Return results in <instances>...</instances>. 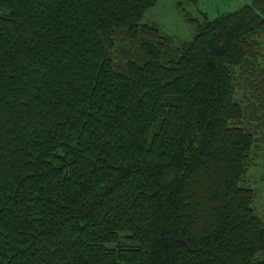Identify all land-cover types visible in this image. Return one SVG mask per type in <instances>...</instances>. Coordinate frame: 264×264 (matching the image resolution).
I'll return each mask as SVG.
<instances>
[{"label": "trees", "instance_id": "trees-1", "mask_svg": "<svg viewBox=\"0 0 264 264\" xmlns=\"http://www.w3.org/2000/svg\"><path fill=\"white\" fill-rule=\"evenodd\" d=\"M158 1L0 0V264H264V0Z\"/></svg>", "mask_w": 264, "mask_h": 264}, {"label": "rangeland", "instance_id": "rangeland-1", "mask_svg": "<svg viewBox=\"0 0 264 264\" xmlns=\"http://www.w3.org/2000/svg\"><path fill=\"white\" fill-rule=\"evenodd\" d=\"M252 0H159L149 9L142 22L156 25L162 34L173 37L176 41L190 40L195 31V23L206 17L212 20L219 15L233 12ZM264 48V39H263ZM264 63V58L263 61ZM255 164L251 167L248 178L256 189L255 208L264 220V128H261Z\"/></svg>", "mask_w": 264, "mask_h": 264}]
</instances>
